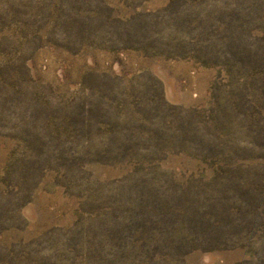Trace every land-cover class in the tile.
Here are the masks:
<instances>
[{"label":"rangeland","instance_id":"1","mask_svg":"<svg viewBox=\"0 0 264 264\" xmlns=\"http://www.w3.org/2000/svg\"><path fill=\"white\" fill-rule=\"evenodd\" d=\"M0 264H264V0H0Z\"/></svg>","mask_w":264,"mask_h":264}]
</instances>
